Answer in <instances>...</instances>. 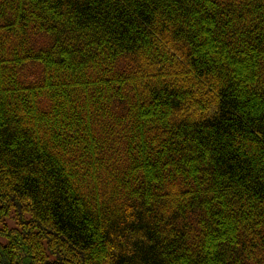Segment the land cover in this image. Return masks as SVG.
Returning <instances> with one entry per match:
<instances>
[{"label": "trees", "instance_id": "1", "mask_svg": "<svg viewBox=\"0 0 264 264\" xmlns=\"http://www.w3.org/2000/svg\"><path fill=\"white\" fill-rule=\"evenodd\" d=\"M0 264H264V0H0Z\"/></svg>", "mask_w": 264, "mask_h": 264}]
</instances>
